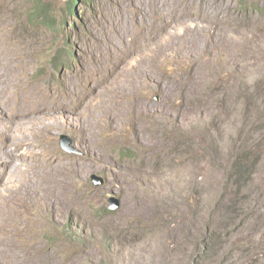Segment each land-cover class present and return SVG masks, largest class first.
I'll use <instances>...</instances> for the list:
<instances>
[{"label":"rangeland","instance_id":"rangeland-1","mask_svg":"<svg viewBox=\"0 0 264 264\" xmlns=\"http://www.w3.org/2000/svg\"><path fill=\"white\" fill-rule=\"evenodd\" d=\"M68 2L0 0V264H264V0Z\"/></svg>","mask_w":264,"mask_h":264},{"label":"bare ground","instance_id":"bare-ground-1","mask_svg":"<svg viewBox=\"0 0 264 264\" xmlns=\"http://www.w3.org/2000/svg\"><path fill=\"white\" fill-rule=\"evenodd\" d=\"M49 128L50 127L48 125H43L41 132L44 134H48ZM8 143H10V145H12L13 147L10 154H6L5 150L3 149V147ZM29 144L30 143L22 139H17L15 137L9 138L7 132L0 134V161H4L2 165L5 166L11 164V170L16 173L22 168L23 164V159L16 158V156L21 157V155H30L33 159L41 162L43 167L48 163H52L54 157L52 156L49 148L46 145L41 147L39 154H30L27 151V146Z\"/></svg>","mask_w":264,"mask_h":264},{"label":"trees","instance_id":"trees-1","mask_svg":"<svg viewBox=\"0 0 264 264\" xmlns=\"http://www.w3.org/2000/svg\"><path fill=\"white\" fill-rule=\"evenodd\" d=\"M73 0H69L67 7L68 10L71 14H75V9L73 4L71 3ZM32 15H31V21L35 22V20H39L40 22L43 23L44 26L50 27L53 25V20L54 18L50 16L49 14V9L47 8L46 5L43 4H39L36 3L34 4V8L31 11ZM56 61L54 60L55 64ZM261 125L264 127V119L262 120ZM262 128V127H261ZM253 147H249V148H245V152H244V156L242 157H238L234 163H236V171H240L239 166L241 165V163L243 164V166L241 167V171L239 174L241 173H246L247 176H244L245 178H249L250 177V173L247 171L251 170V167L254 166V164L257 162V160L260 158L261 156V152H263V148H258L255 151H252Z\"/></svg>","mask_w":264,"mask_h":264},{"label":"water","instance_id":"water-1","mask_svg":"<svg viewBox=\"0 0 264 264\" xmlns=\"http://www.w3.org/2000/svg\"><path fill=\"white\" fill-rule=\"evenodd\" d=\"M60 141L63 143L64 141L66 142H70V139L67 137V136H61V139H60ZM64 142V143H65ZM66 149H68L69 151H74L73 150V148L72 147H66ZM91 179H92V182H93V184L95 185V186H101L103 183H104V181H103V179L101 178V177H99V176H97V175H92L91 176ZM108 202H109V208L110 209H117L118 207H119V204H120V202H119V199L118 198H116L115 196H110L109 198H108Z\"/></svg>","mask_w":264,"mask_h":264}]
</instances>
